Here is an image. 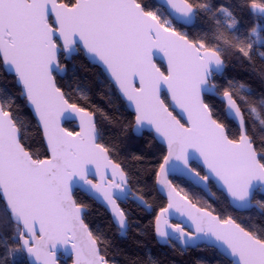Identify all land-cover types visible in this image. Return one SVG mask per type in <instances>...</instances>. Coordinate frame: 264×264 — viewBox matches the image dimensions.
I'll return each instance as SVG.
<instances>
[{
	"label": "snow or ice",
	"instance_id": "6c2138e0",
	"mask_svg": "<svg viewBox=\"0 0 264 264\" xmlns=\"http://www.w3.org/2000/svg\"><path fill=\"white\" fill-rule=\"evenodd\" d=\"M166 4L167 8L153 10L145 0H0V68L15 78L44 148L40 153L29 143L15 100L0 101V207L12 225L11 237L0 239V246L10 254L26 253L30 264H56L55 249L62 244L75 253V264H110L105 242L85 222L84 205L74 195L77 186L100 194L118 226L127 227L128 214L117 200L130 194L128 176L113 162L115 146L104 142L94 114L70 102L58 84L56 74L65 71L61 57L66 60L72 52L92 57L132 106L136 129L150 127L166 144L157 175L170 196L175 187L168 174L177 167L200 181L215 179L230 198L242 203L264 191V136L250 135L246 123V114L259 118L256 108L230 81L222 89L215 83L218 76L223 78L224 48L180 30L210 6L202 0ZM240 7L257 17L258 28L264 31V0H243ZM221 11L235 20L223 6ZM216 39L252 59L251 43L239 37L232 43L222 34ZM259 55L264 59V52ZM156 58L166 60L164 70ZM206 96L225 104L226 116L235 118L240 129L236 135ZM260 104L264 107V99ZM77 116L79 131L63 126L62 121ZM259 122L264 128V119ZM193 159L201 162L203 176L192 167ZM90 174H98L101 183L89 179ZM182 199L196 210V215L187 212L195 232L214 238L222 253L231 257L229 264H264V228L250 230L230 216L222 219L208 208H196L187 196ZM173 207L170 202L161 216ZM175 207L182 211L178 204ZM160 220L157 217V234L170 238ZM170 227L181 237L193 235L180 224ZM9 239L16 248L9 249ZM0 264L6 262L0 259Z\"/></svg>",
	"mask_w": 264,
	"mask_h": 264
},
{
	"label": "trees",
	"instance_id": "16d2710c",
	"mask_svg": "<svg viewBox=\"0 0 264 264\" xmlns=\"http://www.w3.org/2000/svg\"><path fill=\"white\" fill-rule=\"evenodd\" d=\"M150 8L155 10L158 5L154 0H145ZM210 6V10L200 11L196 22L191 27H180L192 36H204L208 41H216L224 51L221 58L225 62L223 78L217 77L215 83L219 88L228 87L227 81L235 86L239 95L251 101L256 108V114H246L248 132L255 137L264 136V128L260 120L264 119V107L260 100L264 99V59L259 53L264 52V31L258 28L261 21L251 14L246 7H240L243 0H202ZM232 13L233 19L228 18L221 11V7ZM161 11L163 8L160 9ZM259 33V36L253 32ZM234 43L239 37L245 43H251L249 55L251 60L239 54L238 48L217 40L220 35ZM62 67L67 68L64 77L57 76L58 84L70 95V102L84 107L96 116L98 129L103 133L104 142L115 146V153L111 154L129 178V183L135 194L143 198L148 207L142 208L133 201L121 204L128 214V229L122 236L115 226L109 213L92 199L77 191V201L88 210L85 222L92 229L94 235L100 237L106 244L105 255L111 264H229V260L221 256L216 249L201 246L186 251L177 246H162L155 237L154 222L158 212L166 207V200L156 189V177L166 150L158 144L153 134L144 132L141 137L133 134L134 114L121 99L116 89L102 73L99 67L91 64L82 52H78L70 61L61 57ZM164 70L162 64H158ZM243 85L244 88H240ZM247 89L248 91H245ZM220 94V93H218ZM5 97L15 100L14 109L24 122L29 143L36 151L43 153V138L33 118L29 115L25 102L19 98V88L15 78L0 68V101ZM206 102L215 106L217 116L230 129L233 135L239 132L237 126L225 114V105L215 97H205ZM69 131H77L72 123H66ZM192 167L204 175L203 170L196 164ZM173 184L183 192L194 204L201 208H208L222 219L232 217L242 227L250 230L264 228V196H254L257 207L249 212H236L229 204L227 197L219 192L213 184L211 190L214 200L208 198L200 189L186 180L173 178ZM12 225L8 222L7 214L0 207V239L11 237ZM9 249L16 248L11 239L8 240ZM0 259L6 264H29L24 253L12 255L0 246ZM60 264H71V259L61 261Z\"/></svg>",
	"mask_w": 264,
	"mask_h": 264
},
{
	"label": "water",
	"instance_id": "95a60500",
	"mask_svg": "<svg viewBox=\"0 0 264 264\" xmlns=\"http://www.w3.org/2000/svg\"><path fill=\"white\" fill-rule=\"evenodd\" d=\"M154 1L158 5H163L164 8L168 7V5L166 4V0H154ZM195 22H196V17L193 18V21H192V23L190 25L185 24L184 26L185 27H191V26H193L195 24ZM177 24H179V23H177ZM77 53L78 52H72V53L67 54L68 55V59H66V60L70 61L73 56L77 55ZM82 53L84 54L86 59L91 64H93V65H95V66L100 68V66L97 65V63L95 62V60L92 57L87 56L84 52H82ZM155 62L157 63V66H159L158 64L160 63V64H162L164 66V68H166V60L165 59L156 58ZM63 68L65 69V71L58 72L56 74L57 76L64 77L66 75L67 68L65 66ZM7 74L12 76L9 73H7ZM104 74H105L106 78L109 80V78L107 77V74L106 73H104ZM109 82H110V80H109ZM118 94L121 97V99L125 102L128 110L132 114H134V110H133L132 106L122 97V95L119 92H118ZM217 95H220V94L217 93ZM225 110H226V106H225ZM227 118L229 120H231L232 122H234V124L236 125L235 118H229V117H227ZM93 119L96 122V116L95 115H93ZM62 123H63L64 127H65L66 123H72V124H74V127L77 129V131H79V123H80V121H79V117L78 116L73 118V119H71V120L62 121ZM132 131H133V134L136 137H141L144 132L153 134L155 140L158 142V144H160L161 146H163L165 148L166 154H167L166 144L158 136H156V134L152 131V129L150 127L146 126L142 130H137L136 129V127H135V118H134V126H133ZM239 131H240V129H239ZM193 163L196 164L197 166H199L203 170V172L205 174L203 166H202L201 162L198 159H193L192 164ZM89 167L90 168H94V166H91V165ZM108 172L110 173L111 169H109ZM201 176H203V175H201ZM108 178L112 179V177L110 175H109ZM172 178H179V179L186 180L187 182L191 183L194 187H196V188L200 189L202 192H204L209 198L214 199V195H213V193L211 192V189H210V182H212L215 185L216 189L218 191L222 192L227 197L230 206L234 210H236L237 212L251 211L252 209L257 207V205L255 203H253V199L248 201V202H245V203L233 200L232 198H230L226 194L223 186L218 181H216L215 179H212V180H209V181H200V180H198L195 177V175L193 173H191V172H189L187 170H184L182 168H179V167H177L175 170L171 171L168 174V179L171 182H172V180H171ZM89 179H92L94 183H101V180H100V177H99L98 174L96 176H93V175L90 174L89 175ZM116 179L118 180L119 177L117 176ZM158 179H160V177H158V175H157V177H156V189H157L158 193L167 201L166 207L168 206V204L170 202L174 204V207L170 208L167 213L163 214V216H161V211L158 212V214L156 216V219H155V222H154V231H155V237H156L157 241L159 242V244L167 245L169 243V241H174V242H177L182 249H186V248H189V247L190 248H197L199 246H206V247H209V248L216 249L217 252L221 256H223L224 258H226L227 260L230 261L231 257L225 256L222 253L220 248L218 246H216V241L214 240V238H210V237L206 238V237L203 236V234H198V233L195 232V226L192 223V220L187 215V212L191 211L192 215H196L197 214L196 210L194 208H191L190 205H188L187 201H184L182 199V197H184V195L176 188V186L173 184V182H172V185L175 187V193H172V195L170 196L169 195L170 189L165 187L164 185L158 183ZM127 189L129 190L130 194L127 195L126 198L122 196L121 199L117 200V203L120 204V206H121V203H126L128 200H130V201H133V202L137 203L142 208H147L148 207L146 201L133 192V190L131 188V185L129 183V178H128V182H127ZM77 191L83 193L84 195H86L87 197L92 199L96 204H98L101 207H103L109 213V215L111 216L113 223L119 229L121 235L122 236L126 235L127 229H128V226H129L128 225V220H127V227H125L124 229H121L118 226V224L115 222V220L113 219V214L110 211V206H107L106 202L102 199L100 194L96 193L94 190H92V191L81 190L80 186H77L74 189V194ZM113 191H115V190H113ZM176 193H179V195H177ZM258 193L260 195L264 196V191H258ZM137 197H140L143 200V204H141L140 200L136 199ZM191 203L194 204L192 201H191ZM177 204L182 208V211L178 212L176 210L175 205H177ZM145 205H147V207H145ZM194 205H196V204H194ZM196 208H201V207L196 205ZM87 213H88V210L84 207V217H85V214H87ZM157 217H161L160 227L165 229V230H167V231H169L171 233V237L170 238H163V237H160L157 234V232L155 230L156 229ZM165 221H167V225L164 223ZM172 221L177 222L178 224H180L184 228L185 232L192 233L193 234L192 237H190V238L189 237H181L180 233H176L175 230L170 227L171 225H173ZM197 236H199L200 238L196 239ZM185 240H187L188 243H185ZM68 248L70 249V245L68 246ZM55 251H56V264H60L61 261H67L68 259H71V264H75V260H76L75 253L72 252V251H66L64 245H62V244L57 245ZM24 254L26 255L27 261L30 264L31 257H29L26 253H24Z\"/></svg>",
	"mask_w": 264,
	"mask_h": 264
},
{
	"label": "flooded vegetation",
	"instance_id": "af4514ba",
	"mask_svg": "<svg viewBox=\"0 0 264 264\" xmlns=\"http://www.w3.org/2000/svg\"><path fill=\"white\" fill-rule=\"evenodd\" d=\"M173 179V178H172ZM171 179V180H172ZM211 184H213L212 182H210V185ZM214 185V184H213ZM215 186V185H214ZM216 188V187H215ZM210 189H211V186H210ZM211 192H212V190H211ZM220 192V191H219ZM204 193V192H203ZM213 193V192H212ZM222 193V192H221ZM205 194V193H204ZM255 194L257 195H260L259 193H258V191H256L255 193H254V196H255ZM214 195V194H213ZM260 196H263V195H260ZM209 198V197H208ZM211 199V198H210ZM214 199H215V196H214ZM214 199H211V200H214ZM128 201H130V200H128ZM127 201V202H128ZM126 202V203H127ZM126 203H121V204H126ZM253 203H255L256 204V202H254V199H253ZM166 205H167V201H166ZM257 205V204H256ZM236 211V210H235ZM237 212V211H236ZM246 212H249V211H246ZM240 213H242V212H240ZM214 214V213H213ZM172 224L173 225H175V224H178L177 222H174V221H172ZM159 243V242H158ZM161 245V244H160ZM162 246H177L178 248H180V249H182L180 246H179V244L177 243V242H174V241H169V243L167 244V245H162ZM199 247H201V246H199ZM190 248V247H189ZM198 248V247H197ZM188 248H186V249H182L183 251H186ZM194 249H196V248H194Z\"/></svg>",
	"mask_w": 264,
	"mask_h": 264
},
{
	"label": "rangeland",
	"instance_id": "374dc122",
	"mask_svg": "<svg viewBox=\"0 0 264 264\" xmlns=\"http://www.w3.org/2000/svg\"><path fill=\"white\" fill-rule=\"evenodd\" d=\"M181 192V191H180ZM184 196H185V194L183 193V192H181Z\"/></svg>",
	"mask_w": 264,
	"mask_h": 264
}]
</instances>
